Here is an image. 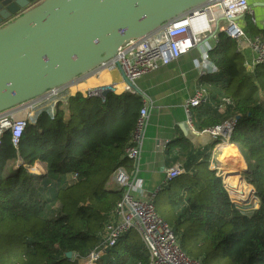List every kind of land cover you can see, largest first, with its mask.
<instances>
[{"label": "trees", "instance_id": "trees-1", "mask_svg": "<svg viewBox=\"0 0 264 264\" xmlns=\"http://www.w3.org/2000/svg\"><path fill=\"white\" fill-rule=\"evenodd\" d=\"M243 18L246 33L263 34L264 40V26L249 14ZM247 56L246 50L237 51L234 39L217 32L209 50L217 71L201 77L209 87L210 101L198 106L195 116L199 130L239 116L229 140L241 150L247 166L243 180L252 187L257 205L237 206L222 177L210 167L211 154L197 158L188 140L179 143L185 172L169 180L154 200L156 212L168 223L157 203V196L163 194L166 218L173 223L180 247L203 264L217 253L218 264H264V64L250 72L244 66ZM223 97L231 100L224 108ZM141 105L138 92L108 91L100 97L76 91L56 103L52 117L42 111L34 122L28 121L17 147L10 132L3 133L0 264H76L73 255L85 256L98 243L122 193L108 187L110 176L118 166L133 168L124 150ZM36 161L45 163V172L27 170ZM63 176L68 180H61ZM230 184L239 193L250 190L240 191L238 181ZM103 257L102 264H147L149 260L133 230L124 233L99 261Z\"/></svg>", "mask_w": 264, "mask_h": 264}, {"label": "built area", "instance_id": "built-area-1", "mask_svg": "<svg viewBox=\"0 0 264 264\" xmlns=\"http://www.w3.org/2000/svg\"><path fill=\"white\" fill-rule=\"evenodd\" d=\"M246 14L251 16L253 22H256L249 0L203 1L142 35L124 40L117 46L112 58L101 62L92 71L97 73L102 69H118L123 76V91L139 93L135 84V80L139 76L167 65L197 47L200 56L196 68L201 78L217 71L209 59V50L216 42L217 32H223L237 42V51L246 50L249 53L244 61V66L252 72L256 65L264 64V40L260 35L246 33L242 19ZM235 17L239 18L234 19ZM209 39L212 41L211 44L207 43ZM72 84L52 88L37 97L1 110L0 139L5 131H9L11 142L14 147H17L26 123L34 122L36 116L42 111H46L52 117L56 103L65 101L70 95L68 92ZM108 86L111 91L115 92L114 83L108 84ZM99 87L88 88L82 93L84 96H98L99 90L97 89ZM221 100L222 108L231 104V100L227 97H223ZM209 101V87L204 82L193 95L186 99L184 103L186 124L192 130H195L192 119L193 110ZM42 104H46L47 109L37 112L43 107ZM147 118V101L142 97V105L138 111L128 145L124 150L125 156L132 161L133 168L129 170L123 165L118 166L110 176L108 184L121 190V197L110 210L98 243L85 256L73 255L76 264H98L103 254L112 248L124 233L131 230L139 235L145 245L149 256L147 264H203L201 259L190 257L182 250L172 228L156 212L154 197L160 188L158 187L150 196L144 197L143 183L134 174ZM235 122V118L232 117L220 125L196 130V133H207L212 138L221 136L223 140L215 145L218 149H221L220 146L223 143L233 146L229 138ZM19 163L21 161H18L17 164ZM210 167L215 168L217 175L222 177L223 183L229 188L231 200L237 206L252 205L255 207L257 205L258 199L253 195V190H251V196L245 193H235L236 190H233L225 179V170L220 166L216 167L212 160ZM32 168L35 169L34 172ZM27 170L33 174H41L46 171V165L36 161ZM184 172V165L179 162L165 171V179L169 181ZM75 177L74 174L71 179ZM246 198H252L251 202L239 203L245 201ZM252 201L255 204H252Z\"/></svg>", "mask_w": 264, "mask_h": 264}, {"label": "water", "instance_id": "water-1", "mask_svg": "<svg viewBox=\"0 0 264 264\" xmlns=\"http://www.w3.org/2000/svg\"><path fill=\"white\" fill-rule=\"evenodd\" d=\"M203 1L0 0V111L74 83L112 58L124 40ZM256 6L264 1L250 3ZM97 90L104 97L111 88Z\"/></svg>", "mask_w": 264, "mask_h": 264}, {"label": "crops", "instance_id": "crops-1", "mask_svg": "<svg viewBox=\"0 0 264 264\" xmlns=\"http://www.w3.org/2000/svg\"><path fill=\"white\" fill-rule=\"evenodd\" d=\"M252 10L255 14L256 23L263 27L264 6H256ZM210 41V39L207 40V43L209 44ZM199 56V49L195 47L167 65L142 74L135 80L136 88L142 97L146 99L148 106L147 125L134 170L136 178L143 183L144 197L150 196L158 187L160 188L158 191H160L167 186L168 180L165 179V171L168 168L179 162L184 164L185 156L179 155V143L181 141L188 140L191 143L192 151L197 158H201L205 152L210 153L209 145L211 143H214L212 149H215V138L207 133L198 134L196 130L199 129L194 126L195 130H192L186 124L184 103L202 84L196 68ZM105 70L108 72L109 77L107 82H98L76 91L84 92L88 88L111 83L115 84L116 89L118 84L123 85V76L118 69H102L97 73L91 71L80 76L72 85L87 84L90 78H99L101 72ZM116 89V93L123 91V87L120 91ZM74 93H70V95ZM196 110L197 108L193 110L194 115ZM235 149L237 150L236 147ZM221 151L222 155L217 157V161L227 174L228 171H236V173L238 171L240 173V169H245L244 166L241 167V161H244L240 157L241 155Z\"/></svg>", "mask_w": 264, "mask_h": 264}, {"label": "rangeland", "instance_id": "rangeland-1", "mask_svg": "<svg viewBox=\"0 0 264 264\" xmlns=\"http://www.w3.org/2000/svg\"><path fill=\"white\" fill-rule=\"evenodd\" d=\"M242 19H244L243 17H242ZM241 21V20H240ZM260 35V37L263 39V34H259ZM209 44H211V41L209 42ZM212 90V89H211ZM42 108L40 109V110H38L37 112H39V111H41V110H44L45 108L47 109V107H46V104H42ZM20 116H23V115H20ZM192 119H193V124H194V126L198 129V118L194 115V111H193V115H192ZM209 135V134H208ZM210 136V135H209ZM216 140L215 141H222L223 140V138L221 137V136H219V137H217V138H215ZM213 144L214 143H211L210 145H209V150H210V154H211V157H212V162H214V165L217 167H219L220 166V164L218 163V161H217V157L218 156H221L222 155V151L220 150V149H218L217 147H215V149L213 148L212 149V146H213ZM233 144V143H232ZM216 145V144H215ZM235 147L237 148V150L235 149ZM233 149H235L234 151V153H236V155H241L240 157H242V160H244L243 159V156H242V154H241V150H240V148H239V146H237L236 144H234L233 145ZM215 159V160H214ZM241 163L243 164H245L244 165V167H245V169L247 168V166H246V163H245V161H241ZM244 168L243 169H240V173L237 171V173H236V171L235 172H233V171H228V173H235V174H237V176H238V178L239 179H232L231 181H238L239 183H241L242 184V189L240 190V191H242V190H245V189H248L249 187L248 186H246V185H244V183H243V171L245 170ZM242 170V171H241ZM225 173H227L226 171H225ZM68 178H69V176H63V177H60V179L61 180H68ZM244 182H246V181H244ZM229 183V185L231 186V184H230V181L228 182ZM247 183V182H246ZM248 184V183H247ZM249 185V184H248ZM108 187H113V185L112 184H109L108 185ZM250 189V188H249ZM251 190H252V187H251V189L249 190L250 192L249 193H245L246 195H249V196H251L252 195V193H251ZM237 191V190H236ZM235 191V193H239L238 191L236 192ZM253 197V196H252ZM251 199L252 198H246V200L245 201H241V202H239V203H249V202H251ZM255 201H256V199H254ZM157 203L160 205V207L162 208V209H164V212H166L167 213V211H168V209H167V207H166V199H165V197L163 196V194L162 193H160L158 196H157ZM156 203V204H157ZM252 204H255V202H253L252 201ZM166 213H164L165 214V216H164V218L168 221V225L172 228V226L171 225H173V223H172V221H170V219L168 220L167 218H166ZM105 254H103V256H104ZM218 258H219V254L217 253V255H212V257L211 258H208L207 259V261H206V264H218V262H220V261H217L218 260ZM103 261H104V257L102 258V260L101 261H99L100 262V264H102L103 263ZM99 262H98V264H99ZM128 264H134L133 262H129Z\"/></svg>", "mask_w": 264, "mask_h": 264}, {"label": "bare ground", "instance_id": "bare-ground-1", "mask_svg": "<svg viewBox=\"0 0 264 264\" xmlns=\"http://www.w3.org/2000/svg\"><path fill=\"white\" fill-rule=\"evenodd\" d=\"M108 79H109L108 72L106 70L102 71L100 76H99V78L92 77V78L89 79L87 84L80 83L78 85H71L70 88H69V92L68 93L69 94L70 93H74L77 89L85 88V87H88L89 85H92V84H95V83H98V82H102V83L103 82H107ZM122 87H123L122 84H118L116 90L120 91L122 89ZM220 147H221V150H223L225 152H228V151L232 152V153L235 152L234 149H233V146L228 144V143H223V145H221ZM243 166H244V164L241 163V167H243ZM32 171L34 172L35 169L32 168ZM225 175H226L225 179H226L227 182H229L230 179H237L238 178L237 174H233V173H228V174L226 173ZM243 183H244V185L248 186L251 189V186L248 185L246 182H244V180H243Z\"/></svg>", "mask_w": 264, "mask_h": 264}, {"label": "flooded vegetation", "instance_id": "flooded-vegetation-1", "mask_svg": "<svg viewBox=\"0 0 264 264\" xmlns=\"http://www.w3.org/2000/svg\"><path fill=\"white\" fill-rule=\"evenodd\" d=\"M2 24H0V26H1Z\"/></svg>", "mask_w": 264, "mask_h": 264}]
</instances>
